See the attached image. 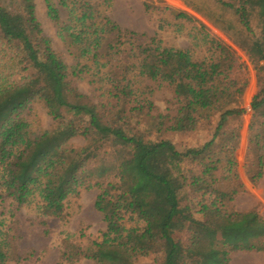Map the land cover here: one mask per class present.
Returning <instances> with one entry per match:
<instances>
[{
  "label": "trees",
  "instance_id": "obj_1",
  "mask_svg": "<svg viewBox=\"0 0 264 264\" xmlns=\"http://www.w3.org/2000/svg\"><path fill=\"white\" fill-rule=\"evenodd\" d=\"M65 1L77 12L69 25L46 0L76 61L72 67L44 35L35 0H0L6 45L0 48V198L65 222L71 196L99 189L95 208L106 232L86 248L63 240L59 264H138L151 256L144 242L151 236L164 264H230L234 253L264 254L263 218L233 205L246 189L236 158L246 87L236 77L242 65L234 48L250 56L258 80L245 174L254 186L264 176V0H174L190 13L164 0H143L147 13L168 15L205 36L210 57L203 61L123 30L101 14L96 0ZM90 75L109 86L98 105L74 82ZM142 78L168 85L175 116L143 98L136 88ZM34 105L46 110L52 129L34 130L25 119ZM80 138L85 147H71ZM86 153L98 166L117 155L112 183L105 186L103 175L92 180ZM153 185L165 189L167 214L158 229L147 212L154 208L138 204L142 190ZM14 226L0 223V264L32 258L19 254Z\"/></svg>",
  "mask_w": 264,
  "mask_h": 264
},
{
  "label": "rangeland",
  "instance_id": "obj_2",
  "mask_svg": "<svg viewBox=\"0 0 264 264\" xmlns=\"http://www.w3.org/2000/svg\"><path fill=\"white\" fill-rule=\"evenodd\" d=\"M64 1L49 0V3L59 12L61 21L65 25H69L72 19H76L77 12L72 8V2ZM164 1L167 6L173 9L189 12L178 1ZM96 2L100 7L101 14L110 18L123 30L155 37L161 42L162 47L189 52L193 61H203L210 57L207 42L204 41L205 36L200 35L191 25H181L174 22L168 15H161L159 12L147 13L143 0H96ZM35 3L37 16L42 24L44 35L52 40L55 51L63 56L66 64L69 67L74 66L76 61L70 56L60 37L61 24L55 23L49 17L46 0H35ZM202 22L205 23L204 21ZM209 28L212 31V36L219 37L227 42L220 33L211 27ZM3 30L4 27L0 24V48H2L3 44ZM228 44L232 46L229 42ZM4 48L0 52V59L1 57L5 58ZM234 50L238 54L239 64L242 65L236 77L244 82L246 87L243 99L241 140L237 145L236 152L240 178L246 189L244 193L235 198L233 205L234 210L240 213L256 211L264 220V176L254 186L250 184L245 174L248 132L253 118L252 103L258 91L257 72L250 56L236 48ZM260 58L262 59L261 66L263 67V55ZM93 74H96V71L91 75ZM91 75L84 76L80 80L76 79L74 82L82 94L88 96L94 104L98 105L102 103L104 96L107 98L105 89L109 88V86L97 82V79ZM98 77H101L99 73ZM94 81H96L95 84ZM148 86H151L150 90L146 89ZM136 88L143 95V98L153 101L163 114L175 116L176 101L174 92L166 83L142 78L141 83L137 84ZM24 117L31 123L34 130L47 131L55 126L51 118L48 117L46 110L40 105H34L32 110L25 113ZM70 145L80 150L85 147V141L82 138L76 139L71 141ZM116 156L114 158L111 157L106 165L98 166L95 165L92 154H84V160H89L87 168L92 169L89 170L93 176L92 180L96 182L104 179L106 181L104 183L105 186L107 183H112L115 168L113 161ZM102 175L104 176L103 178ZM99 177L102 179H99ZM99 194V189L95 187L90 191H82L78 197L71 196L65 203V214L69 215L65 222L57 218L43 217L34 207L18 209L12 200H2L0 198V223L9 225L14 222L19 254L22 256L32 254L30 260L12 264H59L61 260V244L66 238L70 237L75 243L85 248L89 247L92 242L98 241L101 238V234L106 232L107 229L104 215L95 208ZM138 204L143 208L148 206L154 208L153 211L147 210V212L155 216L156 229H158L167 214L164 187L153 185L143 189L139 194ZM129 227L135 228L134 225ZM82 230L85 231V238L80 237V231ZM154 240L153 236L144 240L150 249L149 253H151V256L141 260L138 264H164V253L159 252L160 245L157 246L158 242ZM82 264L92 263L84 261ZM230 264H264V254L234 253L231 255Z\"/></svg>",
  "mask_w": 264,
  "mask_h": 264
},
{
  "label": "bare ground",
  "instance_id": "obj_3",
  "mask_svg": "<svg viewBox=\"0 0 264 264\" xmlns=\"http://www.w3.org/2000/svg\"><path fill=\"white\" fill-rule=\"evenodd\" d=\"M263 187H264V183H263Z\"/></svg>",
  "mask_w": 264,
  "mask_h": 264
}]
</instances>
